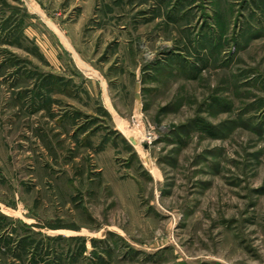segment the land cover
I'll return each instance as SVG.
<instances>
[{"label":"rangeland","instance_id":"obj_1","mask_svg":"<svg viewBox=\"0 0 264 264\" xmlns=\"http://www.w3.org/2000/svg\"><path fill=\"white\" fill-rule=\"evenodd\" d=\"M0 264H264V0H0Z\"/></svg>","mask_w":264,"mask_h":264},{"label":"bare ground","instance_id":"obj_2","mask_svg":"<svg viewBox=\"0 0 264 264\" xmlns=\"http://www.w3.org/2000/svg\"><path fill=\"white\" fill-rule=\"evenodd\" d=\"M126 132V131H125ZM143 138L142 135H140L139 133L135 132L133 134L130 135V139L136 144V142H140L141 139Z\"/></svg>","mask_w":264,"mask_h":264},{"label":"water","instance_id":"obj_3","mask_svg":"<svg viewBox=\"0 0 264 264\" xmlns=\"http://www.w3.org/2000/svg\"><path fill=\"white\" fill-rule=\"evenodd\" d=\"M136 97H138V95L136 94Z\"/></svg>","mask_w":264,"mask_h":264},{"label":"trees","instance_id":"obj_4","mask_svg":"<svg viewBox=\"0 0 264 264\" xmlns=\"http://www.w3.org/2000/svg\"><path fill=\"white\" fill-rule=\"evenodd\" d=\"M21 246H22V244H21Z\"/></svg>","mask_w":264,"mask_h":264}]
</instances>
